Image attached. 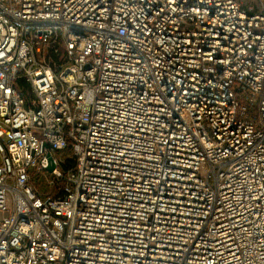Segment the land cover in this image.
<instances>
[{
  "label": "built area",
  "instance_id": "obj_1",
  "mask_svg": "<svg viewBox=\"0 0 264 264\" xmlns=\"http://www.w3.org/2000/svg\"><path fill=\"white\" fill-rule=\"evenodd\" d=\"M0 264H264V0H0Z\"/></svg>",
  "mask_w": 264,
  "mask_h": 264
},
{
  "label": "rangeland",
  "instance_id": "obj_2",
  "mask_svg": "<svg viewBox=\"0 0 264 264\" xmlns=\"http://www.w3.org/2000/svg\"><path fill=\"white\" fill-rule=\"evenodd\" d=\"M55 159L57 160H65L70 156V152L69 151H64V152H58V153H54L52 155Z\"/></svg>",
  "mask_w": 264,
  "mask_h": 264
},
{
  "label": "water",
  "instance_id": "obj_3",
  "mask_svg": "<svg viewBox=\"0 0 264 264\" xmlns=\"http://www.w3.org/2000/svg\"><path fill=\"white\" fill-rule=\"evenodd\" d=\"M46 158H47V160H48V162H49V165H48V167L46 168V171L49 172V171L52 170L51 157H50L49 154H47V155H46Z\"/></svg>",
  "mask_w": 264,
  "mask_h": 264
}]
</instances>
